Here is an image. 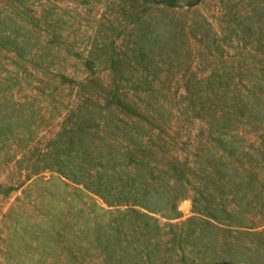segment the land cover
Here are the masks:
<instances>
[{
    "label": "rangeland",
    "instance_id": "obj_1",
    "mask_svg": "<svg viewBox=\"0 0 264 264\" xmlns=\"http://www.w3.org/2000/svg\"><path fill=\"white\" fill-rule=\"evenodd\" d=\"M0 264H264V0H0Z\"/></svg>",
    "mask_w": 264,
    "mask_h": 264
}]
</instances>
